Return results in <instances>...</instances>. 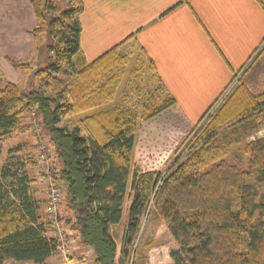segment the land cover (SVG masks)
Instances as JSON below:
<instances>
[{
	"label": "trees",
	"instance_id": "16d2710c",
	"mask_svg": "<svg viewBox=\"0 0 264 264\" xmlns=\"http://www.w3.org/2000/svg\"><path fill=\"white\" fill-rule=\"evenodd\" d=\"M29 6L32 35L46 38V64L33 70L34 80L44 82L32 80L23 93L0 74V264H46L58 256L52 222L33 193L28 168L34 157L21 144L2 150L4 138L25 132L20 117L30 111L52 144L58 181L74 216L72 230L92 251L93 264H145L135 243L152 199L176 246L169 252L172 264H264V193L257 191L264 187V137L247 141L264 129V94L248 96L244 104L228 99L214 115L208 113L212 105L172 160L168 152L155 158L143 140L137 141L138 118L123 108H103L123 75L121 45L86 65L80 0H29ZM8 63L17 71L30 70L28 63ZM149 71L156 80L151 66ZM59 77L66 81L46 94ZM173 103L164 97L141 113L140 122ZM72 116L81 118L70 128L60 126ZM239 145L228 163L229 148ZM125 201L127 221L117 244L111 228L122 223Z\"/></svg>",
	"mask_w": 264,
	"mask_h": 264
},
{
	"label": "crops",
	"instance_id": "0c3cea01",
	"mask_svg": "<svg viewBox=\"0 0 264 264\" xmlns=\"http://www.w3.org/2000/svg\"><path fill=\"white\" fill-rule=\"evenodd\" d=\"M80 2L83 63H92L118 45L142 53L164 97L171 98L174 109L184 116L185 130L225 93V101L240 104L247 103L248 96L264 94V0ZM29 10V0H0V68L12 69L8 60L30 59L31 46L29 55L17 51L35 38L34 20L24 22ZM8 48L11 52H5ZM253 136L264 137V129ZM126 209L127 205L122 220ZM124 225L111 228L112 235L117 233L118 240L113 236L117 244ZM55 259L59 258H49L46 264H59Z\"/></svg>",
	"mask_w": 264,
	"mask_h": 264
},
{
	"label": "rangeland",
	"instance_id": "374dc122",
	"mask_svg": "<svg viewBox=\"0 0 264 264\" xmlns=\"http://www.w3.org/2000/svg\"><path fill=\"white\" fill-rule=\"evenodd\" d=\"M60 6L64 5L60 4ZM29 12V15L24 18V22H30L33 20L35 22L32 11L29 10ZM32 40L33 41L30 44H24V48H20L21 51L17 50L19 54H26L28 47H32L30 59L20 62L25 64L28 63L30 65V70L17 71L13 68H0V74L7 81L16 83L19 90L23 93L30 88L31 82L34 80L35 71L42 69L46 64V53L44 51V46L46 43L45 35H39ZM5 52H11V49L9 50L8 48V50ZM36 52L38 53L35 55V59L33 54ZM118 55L125 61V64L123 63V75L116 90L114 99L110 104L103 108L119 107L128 110L129 114H131L134 118H138L134 132L137 141L140 139L143 140L145 142V148L149 150V152L153 154L155 158L162 156L161 152H168L170 157L169 161L172 160V158H174L172 154L177 150L178 146L182 143V140L195 129L197 122H194L195 124L191 126L189 131H187V129L185 130L184 123H186V121L184 116H180L179 112L174 109V105H171L153 119L147 122H140L139 116L141 113L147 107L158 106L164 99V92H162V88H159L157 82L154 80L155 78L153 79V76L149 71V65L147 61L143 62L140 55H136L126 47H122L121 49L119 48ZM1 59L4 60V58ZM132 75L134 77H132ZM58 80L60 81H50L51 89H49L46 94H52L53 88L62 86V83L66 81L65 79H61V77H59ZM133 80L134 82L131 83ZM43 82L44 80L39 82L36 81L38 85L42 84ZM123 98L126 99L127 102L124 101ZM225 99L226 93L223 95V97L219 98V100L213 105L208 113L214 115L217 109L224 103ZM201 117L202 116H200L199 119ZM80 118L81 116H72L68 120L63 121L60 126L70 128L74 126L76 121ZM20 119L26 130L20 135H11L7 138H4L2 142L3 153L5 154L6 150L20 144L26 146V152L31 154L36 162L33 167L28 168V172L30 177L34 180V185L32 187L33 193L35 199L40 203L41 214L49 221L54 222L53 218H50L46 211L48 188L52 183L54 186L59 188L60 192L62 193V198L56 206L57 210L54 218L61 225V227H63L68 232H72L70 238L73 242H75V244H72V247H79L80 252H85L83 250L81 251L82 246L80 243H78L79 240L77 239L76 232L72 230L74 228V216L66 207L65 186L62 182L58 181L59 163L55 158L52 144L45 136L44 130L39 124L35 112L30 111L29 113H25L20 117ZM252 138H254L253 135L247 141L251 140ZM189 141L190 140L187 141L186 145ZM240 146L241 145L231 146L229 148L228 154L225 158L228 163L233 162L234 154H236L237 149L240 148ZM1 162L2 159L0 163ZM165 168L166 166L161 168V171L163 172ZM257 191L261 194L264 193V187H258ZM127 204V201H125L123 209ZM153 204L154 199L151 200L147 211L148 213L142 220L140 231L137 235V240L135 243V252L138 256L142 257V259H145V264H172V259L169 256V252L172 250L171 248L175 246V243L167 232L165 226L157 218ZM126 221L127 217L125 215L122 224L126 223ZM50 231L51 234L55 232V230L52 232V228ZM113 236L116 240H118L116 231L113 232ZM86 250L88 251V249ZM78 256L79 255H72L73 258H77ZM58 260L60 261V259H55L53 262L59 263ZM7 264L17 263L9 262Z\"/></svg>",
	"mask_w": 264,
	"mask_h": 264
},
{
	"label": "built area",
	"instance_id": "2783aa9c",
	"mask_svg": "<svg viewBox=\"0 0 264 264\" xmlns=\"http://www.w3.org/2000/svg\"><path fill=\"white\" fill-rule=\"evenodd\" d=\"M62 198V193L60 192L59 188L54 186L52 183L50 184L48 188V197H47V207L46 211L49 214L50 218H53L52 225L53 227V238L57 240V251H58V258L60 259L59 264H93V256L91 255V252L87 251L84 248H81L80 252L79 247H72V244H75V242L72 241L70 238L72 235V232H68L65 230L61 225L55 220L56 215V206L57 203L60 202ZM77 235V239L79 240V236ZM79 243V241H78ZM81 247V246H80ZM78 253V254H77ZM72 255H79L77 258H73Z\"/></svg>",
	"mask_w": 264,
	"mask_h": 264
}]
</instances>
